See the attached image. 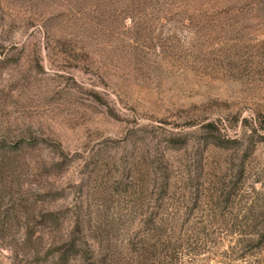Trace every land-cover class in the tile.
Instances as JSON below:
<instances>
[{"label": "rangeland", "instance_id": "374dc122", "mask_svg": "<svg viewBox=\"0 0 264 264\" xmlns=\"http://www.w3.org/2000/svg\"><path fill=\"white\" fill-rule=\"evenodd\" d=\"M0 264H264V0H0Z\"/></svg>", "mask_w": 264, "mask_h": 264}]
</instances>
